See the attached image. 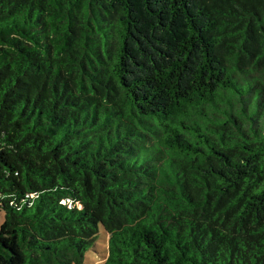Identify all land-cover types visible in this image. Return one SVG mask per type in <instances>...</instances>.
I'll list each match as a JSON object with an SVG mask.
<instances>
[{
  "label": "trees",
  "instance_id": "trees-1",
  "mask_svg": "<svg viewBox=\"0 0 264 264\" xmlns=\"http://www.w3.org/2000/svg\"><path fill=\"white\" fill-rule=\"evenodd\" d=\"M0 207V264H264V0H0Z\"/></svg>",
  "mask_w": 264,
  "mask_h": 264
},
{
  "label": "rangeland",
  "instance_id": "rangeland-1",
  "mask_svg": "<svg viewBox=\"0 0 264 264\" xmlns=\"http://www.w3.org/2000/svg\"><path fill=\"white\" fill-rule=\"evenodd\" d=\"M32 24H35V22H33ZM0 231L6 232L5 211L1 207ZM108 238L109 235L107 231L103 227H101L95 245L92 247V249L87 251L83 264H102L104 262V259L108 253ZM9 239L10 241L13 240L12 237H9Z\"/></svg>",
  "mask_w": 264,
  "mask_h": 264
},
{
  "label": "crops",
  "instance_id": "crops-1",
  "mask_svg": "<svg viewBox=\"0 0 264 264\" xmlns=\"http://www.w3.org/2000/svg\"><path fill=\"white\" fill-rule=\"evenodd\" d=\"M1 232V231H0ZM5 233V235H7L6 233H7V229H6V232H4ZM8 237V236H7ZM8 239H9V237H8Z\"/></svg>",
  "mask_w": 264,
  "mask_h": 264
}]
</instances>
